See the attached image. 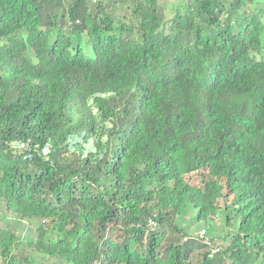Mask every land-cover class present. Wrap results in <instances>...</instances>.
<instances>
[{"label":"trees","instance_id":"obj_1","mask_svg":"<svg viewBox=\"0 0 264 264\" xmlns=\"http://www.w3.org/2000/svg\"><path fill=\"white\" fill-rule=\"evenodd\" d=\"M104 1L0 0V264H264V0Z\"/></svg>","mask_w":264,"mask_h":264},{"label":"rangeland","instance_id":"obj_2","mask_svg":"<svg viewBox=\"0 0 264 264\" xmlns=\"http://www.w3.org/2000/svg\"><path fill=\"white\" fill-rule=\"evenodd\" d=\"M190 0H160V4L166 9L167 15L172 16L175 9L178 7V4H186ZM106 2V0L104 1ZM134 0H130L123 8L119 7L116 12H119V14H126L127 20L131 19L133 17V11H134ZM192 181L196 182V184H201L202 179V172L199 173H193L192 175L188 176ZM197 209H193V213L190 215L185 216L182 218V222L185 225L190 224V226L186 227L187 231L190 233H199L203 228L206 229V236H208L210 239L213 238V246L215 248H226L228 246L227 242H223L220 238L224 236L225 234L235 230L238 225V220L232 219L230 222L226 220L224 213L219 212L217 215L213 217V220L207 219V220H195L193 221V216L196 215ZM230 214H234L230 212ZM8 219L10 221H14L15 215L12 213H7ZM215 224V227H214ZM24 226H20L18 229V233L26 240L30 236L33 237L34 235V228L35 225L32 221H26L23 222ZM214 229H211L213 228ZM211 229V231H210ZM20 250V251H19ZM32 250L29 249L28 246H22L20 245L19 249H16V252H31ZM38 264H41V262H38Z\"/></svg>","mask_w":264,"mask_h":264},{"label":"clouds","instance_id":"obj_3","mask_svg":"<svg viewBox=\"0 0 264 264\" xmlns=\"http://www.w3.org/2000/svg\"><path fill=\"white\" fill-rule=\"evenodd\" d=\"M50 151H51V147H50V145L46 144V145L43 147V152H44L45 154H48ZM27 156H28V157H31L32 154H27ZM206 232H207L206 229L203 228V230H201V231L199 232V234H200L201 236H205V235H206ZM221 248H222V247H220V248H215V247L213 246V248H212V252H211V253L214 254V252H218ZM211 255H212V254H211Z\"/></svg>","mask_w":264,"mask_h":264}]
</instances>
